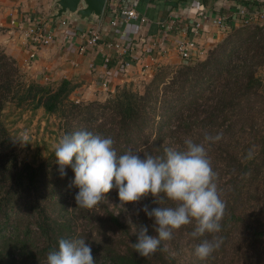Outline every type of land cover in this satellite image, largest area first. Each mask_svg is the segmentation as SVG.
Listing matches in <instances>:
<instances>
[{
	"label": "trees",
	"instance_id": "obj_1",
	"mask_svg": "<svg viewBox=\"0 0 264 264\" xmlns=\"http://www.w3.org/2000/svg\"><path fill=\"white\" fill-rule=\"evenodd\" d=\"M225 33L200 57L159 66L140 93L116 86L103 101L71 99L76 85L65 78L54 83L24 77L0 49V264H47L60 238H84L96 264H179L166 241L147 258L133 250L139 228L109 208L111 190L92 210L76 206L74 173L69 166L60 175L54 148L37 163L18 161L3 121L6 104L55 114L62 137L76 131L111 137L117 155L163 156L170 144L185 150L186 139L203 144L225 204L221 228L192 238L190 223L173 235L193 249L201 239L221 240L198 264H264V80L257 74L264 67V23H243ZM218 133V141L205 139ZM152 201L149 195L138 204L175 206ZM144 218L146 234L156 235L153 220Z\"/></svg>",
	"mask_w": 264,
	"mask_h": 264
},
{
	"label": "crops",
	"instance_id": "obj_2",
	"mask_svg": "<svg viewBox=\"0 0 264 264\" xmlns=\"http://www.w3.org/2000/svg\"><path fill=\"white\" fill-rule=\"evenodd\" d=\"M52 1L0 0V49L32 79L54 83L62 78L70 80L76 85L72 96L82 101L102 100L118 85L149 79L161 65L172 68L183 63L172 43L176 36L188 34L194 21L200 22L196 42L204 50L225 34L226 30L213 24L216 15L227 16V30L244 22L264 23V0H134V9L143 20L118 21L116 28L108 26L106 12L122 0H106L98 23L74 25L48 19ZM169 17L174 19L173 27L164 30L159 23ZM31 21H42L45 28L53 30L55 36L49 44L27 43L13 26ZM86 28L97 31L101 40L81 52L78 48ZM138 38L144 41L139 43ZM113 39L132 51L127 73L118 69L119 51L106 45Z\"/></svg>",
	"mask_w": 264,
	"mask_h": 264
},
{
	"label": "clouds",
	"instance_id": "obj_3",
	"mask_svg": "<svg viewBox=\"0 0 264 264\" xmlns=\"http://www.w3.org/2000/svg\"><path fill=\"white\" fill-rule=\"evenodd\" d=\"M221 138L220 133L215 137L205 136L208 141ZM184 143L185 150L166 148L163 156H141L132 151L117 155L111 137L76 131L65 134L53 146L54 162L61 176L66 175V167H71L74 173L71 184L79 189L75 204L81 209L97 207L113 188L117 190L120 207L138 203L149 195L157 205L164 199L175 203L174 207L151 209L145 204L139 209L153 220L156 235L146 234L148 228L142 225L132 248L140 257L147 258L157 251L162 241L171 240L173 232L182 226L194 224L192 238L217 233L221 228L225 204L219 197L214 182L216 173L207 150L191 139ZM220 243L219 238L201 239L194 247L195 257L207 259ZM46 259L47 264H96L91 246L84 238H60L58 247Z\"/></svg>",
	"mask_w": 264,
	"mask_h": 264
},
{
	"label": "rangeland",
	"instance_id": "obj_4",
	"mask_svg": "<svg viewBox=\"0 0 264 264\" xmlns=\"http://www.w3.org/2000/svg\"><path fill=\"white\" fill-rule=\"evenodd\" d=\"M228 32L227 34H229ZM227 34L225 33L221 36L218 41L223 39ZM215 43L206 48L204 53ZM19 69L22 74H24V77L31 79L23 70H21V68ZM257 74H259L264 80V67L258 69ZM148 80L149 79L144 81H132L118 86L120 87L124 85L127 89L140 93L143 89L144 83ZM115 88L109 94H112L115 91ZM109 94H107L105 98H107ZM70 98L75 99L72 96V93ZM104 99L98 101H103ZM2 116L15 144L18 161L30 163L39 162L62 138L61 131L57 129L59 122L56 115L45 114L41 108L30 111L25 107H16L12 104H6L2 109ZM170 148H175V145L170 144ZM117 196V191L112 189L111 195H109L107 200L109 208L114 209V213H118L120 218H124L130 223L133 222L132 226H134V228L138 227L140 229L142 225L144 226L146 224L144 212H137L140 205L138 203L130 202L126 203L123 207H120V202ZM77 223L80 224V219L77 220ZM164 244L168 254L174 259L176 258L175 260L179 264H198V261H200L195 257L194 249L175 234L171 240L166 241ZM99 264L103 263L100 262Z\"/></svg>",
	"mask_w": 264,
	"mask_h": 264
},
{
	"label": "built area",
	"instance_id": "obj_5",
	"mask_svg": "<svg viewBox=\"0 0 264 264\" xmlns=\"http://www.w3.org/2000/svg\"><path fill=\"white\" fill-rule=\"evenodd\" d=\"M109 21L108 26L116 28L118 21L124 23L129 22L130 20L138 19L142 21V17L134 9V0H122V3L117 6H111L106 12ZM62 25H65L69 20L66 17H61L58 19ZM213 24L220 30H227V16L225 15H216L212 19ZM247 23V22H244ZM174 24L173 17H169L166 22L159 23V26L164 30H171ZM13 26L20 32L21 38L27 43L32 45H47L51 42L55 33L52 29L45 28L44 22H25V23H15ZM200 28V22L194 21L191 27V30L188 34L183 36H176L172 43V48L177 53L179 58L190 61L194 60L204 54V49L198 46L196 42V37ZM82 43L79 46L78 50L83 52L87 47H93L98 44V41L101 40V36L97 31L85 29L81 34ZM144 41L143 38H138V42L141 43ZM108 46L118 50L119 61L118 69L122 73H127L131 66V60L133 59L132 51L129 48L121 45L117 39H113L107 42ZM33 54H29V57H32ZM104 62L108 61V57L104 56Z\"/></svg>",
	"mask_w": 264,
	"mask_h": 264
},
{
	"label": "water",
	"instance_id": "obj_6",
	"mask_svg": "<svg viewBox=\"0 0 264 264\" xmlns=\"http://www.w3.org/2000/svg\"><path fill=\"white\" fill-rule=\"evenodd\" d=\"M106 0H53V11L48 19L58 20L66 17L72 22L98 23Z\"/></svg>",
	"mask_w": 264,
	"mask_h": 264
}]
</instances>
